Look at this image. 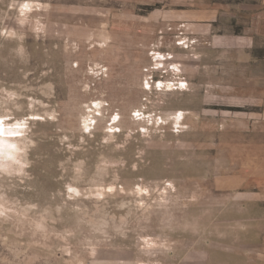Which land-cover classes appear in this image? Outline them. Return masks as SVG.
Here are the masks:
<instances>
[{"label": "rangeland", "instance_id": "374dc122", "mask_svg": "<svg viewBox=\"0 0 264 264\" xmlns=\"http://www.w3.org/2000/svg\"><path fill=\"white\" fill-rule=\"evenodd\" d=\"M38 2L0 0V264H264V0Z\"/></svg>", "mask_w": 264, "mask_h": 264}, {"label": "clouds", "instance_id": "9594fccd", "mask_svg": "<svg viewBox=\"0 0 264 264\" xmlns=\"http://www.w3.org/2000/svg\"><path fill=\"white\" fill-rule=\"evenodd\" d=\"M42 7L38 0H23L22 3L12 0L9 4V9L18 10V23L21 26L28 22L29 14L34 9L40 10ZM39 30L37 28V31ZM0 36L16 38L17 33L11 29H0ZM19 39L23 40L24 37L20 36ZM20 51L23 52V49L21 48ZM0 92H3L8 100L19 98L14 91L0 90ZM28 131L27 119L13 120L11 115H0V172L22 174L29 166L26 157L33 142L27 138Z\"/></svg>", "mask_w": 264, "mask_h": 264}, {"label": "crops", "instance_id": "0c3cea01", "mask_svg": "<svg viewBox=\"0 0 264 264\" xmlns=\"http://www.w3.org/2000/svg\"><path fill=\"white\" fill-rule=\"evenodd\" d=\"M255 25H252V27H254ZM253 32H256V31H253ZM259 31H257V33H251V34H249V35H247V34H245V35H243L242 36V43H244V42H246L247 43V41H249L251 44H255V42L258 44L259 42H260V44L261 45H263L264 44V38H263V36L260 34V33H258ZM228 36H230V37H234V40L237 42V41H239V42H241V39H237L239 36H238V34H231V35H227V37ZM222 40H231V39H227V38H225V39H222ZM257 50L259 49V47H257L256 48ZM253 51H255V47H252V52ZM159 56H161V58L162 59H165V56L164 55H162V54H159ZM258 63V62H257ZM182 82H184V81H182ZM184 84H185V88H187L186 86H187V82H184ZM179 90H187V89H179Z\"/></svg>", "mask_w": 264, "mask_h": 264}, {"label": "snow or ice", "instance_id": "6c2138e0", "mask_svg": "<svg viewBox=\"0 0 264 264\" xmlns=\"http://www.w3.org/2000/svg\"><path fill=\"white\" fill-rule=\"evenodd\" d=\"M161 86H162V84H161L160 82H157L156 87L159 88V87H161ZM150 87H151V86H150L147 82H145V88H150ZM169 87H170V86H169ZM134 115L139 116L140 113L137 112V113H134ZM37 119H38V117H37ZM114 119H118V117H114ZM85 130L87 131V129H85ZM110 130H111V129H110ZM142 130H143V129H142ZM116 131H119V129L117 128ZM69 190H70V191H73V189H69ZM108 191L111 192V191H113V189L109 188Z\"/></svg>", "mask_w": 264, "mask_h": 264}, {"label": "bare ground", "instance_id": "6f19581e", "mask_svg": "<svg viewBox=\"0 0 264 264\" xmlns=\"http://www.w3.org/2000/svg\"><path fill=\"white\" fill-rule=\"evenodd\" d=\"M161 84H162V86H163L165 89H166V88L168 89V88H172L173 85L176 84V82L171 81V80H166V81H162ZM177 85H179V82L177 83ZM169 86H170V87H169Z\"/></svg>", "mask_w": 264, "mask_h": 264}]
</instances>
